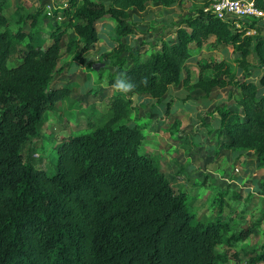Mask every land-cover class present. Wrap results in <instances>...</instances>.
Returning a JSON list of instances; mask_svg holds the SVG:
<instances>
[{
  "label": "trees",
  "instance_id": "obj_1",
  "mask_svg": "<svg viewBox=\"0 0 264 264\" xmlns=\"http://www.w3.org/2000/svg\"><path fill=\"white\" fill-rule=\"evenodd\" d=\"M150 2L168 7L175 0H69L55 11L67 17L66 26H55L45 47L29 43L14 66L7 64L9 17L0 4V264H223L227 259L215 251L220 223L194 224L185 194L142 152L144 134L131 123L135 105L126 94H113L108 117L88 133L65 137L52 174L25 154L44 113L71 93L69 85L50 88L62 55L83 62L99 39L98 22L107 18L117 42L108 54L114 68L109 85L123 75L137 85L131 93L157 100L179 82L208 98L215 97V87L233 85L239 89L237 107L217 105V133L226 136V148L251 151L264 161V37L247 34L253 28L257 34V21L242 20L236 27L204 10L210 5L205 0L204 9L176 28L174 41L163 40L143 55L123 38L133 32L129 10L144 11ZM256 4L264 11V0ZM41 10L23 22L36 27ZM211 37V49L232 45L239 52L242 80L226 61L198 59L200 71L213 74L190 83L191 48L203 47ZM249 54L258 60V81L247 77ZM257 263L264 264V246L249 258L248 264Z\"/></svg>",
  "mask_w": 264,
  "mask_h": 264
},
{
  "label": "rangeland",
  "instance_id": "obj_2",
  "mask_svg": "<svg viewBox=\"0 0 264 264\" xmlns=\"http://www.w3.org/2000/svg\"><path fill=\"white\" fill-rule=\"evenodd\" d=\"M68 1L0 0L2 12L9 17V66L21 60L23 48L29 43L45 47L52 41V29L66 26L67 17L55 11L65 8ZM40 8L36 27L23 22V17ZM204 8L205 0H175L168 7L150 2L144 11L132 8L128 21L133 32L123 41L148 55L163 40L174 41L176 28L185 26L184 19ZM257 25V34H253L264 37V22L259 20ZM97 29L99 39L83 62L72 61V54L62 55L50 88L69 85L71 93L44 113L39 134L24 147L35 167L49 174L55 171L57 146L65 137L86 134L108 117V106L116 92L108 84V75L114 69L108 54L117 42L107 18L98 22ZM69 36L75 37V33L69 30ZM214 39L211 37L203 47L191 48L187 63L190 83L200 75L213 74L210 69L201 72L198 59L226 61L237 79L246 76L238 61L239 52L232 45L211 49ZM247 60V77L258 81L257 58L249 54ZM214 91L215 97L208 98L202 90L187 89L179 82L170 86L159 100L131 92L126 95L135 105L131 123L140 125L144 134L142 152L149 154L176 192L185 194L193 223L202 227L210 222L220 223L222 236L215 251L227 258L223 264H248L249 258L264 246V161L251 151L226 148V136L217 133L219 120L214 111L222 103L237 107L235 97L239 89L227 85L215 87Z\"/></svg>",
  "mask_w": 264,
  "mask_h": 264
},
{
  "label": "built area",
  "instance_id": "obj_3",
  "mask_svg": "<svg viewBox=\"0 0 264 264\" xmlns=\"http://www.w3.org/2000/svg\"><path fill=\"white\" fill-rule=\"evenodd\" d=\"M204 10H211L219 19L230 21L236 27L241 26L242 20L264 22V11L257 6L256 0H210V5ZM253 32L254 28L248 30L247 34Z\"/></svg>",
  "mask_w": 264,
  "mask_h": 264
},
{
  "label": "clouds",
  "instance_id": "obj_4",
  "mask_svg": "<svg viewBox=\"0 0 264 264\" xmlns=\"http://www.w3.org/2000/svg\"><path fill=\"white\" fill-rule=\"evenodd\" d=\"M141 84L147 85V78H142L140 81ZM137 87L135 83L131 80L126 79L123 75L117 77L112 84V88L119 93L127 94L133 92Z\"/></svg>",
  "mask_w": 264,
  "mask_h": 264
},
{
  "label": "crops",
  "instance_id": "obj_5",
  "mask_svg": "<svg viewBox=\"0 0 264 264\" xmlns=\"http://www.w3.org/2000/svg\"><path fill=\"white\" fill-rule=\"evenodd\" d=\"M17 8V7H16ZM218 123H219V121H218ZM219 125H220V123H219ZM226 142V141H225Z\"/></svg>",
  "mask_w": 264,
  "mask_h": 264
}]
</instances>
